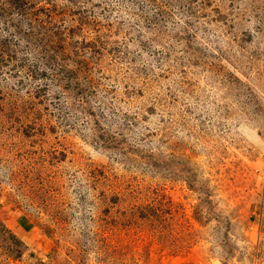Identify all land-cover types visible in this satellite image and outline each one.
<instances>
[{"label": "rangeland", "instance_id": "1", "mask_svg": "<svg viewBox=\"0 0 264 264\" xmlns=\"http://www.w3.org/2000/svg\"><path fill=\"white\" fill-rule=\"evenodd\" d=\"M0 264H264V0H0Z\"/></svg>", "mask_w": 264, "mask_h": 264}]
</instances>
